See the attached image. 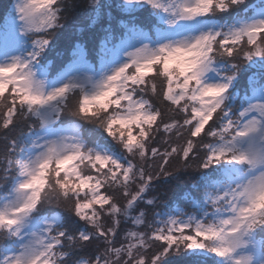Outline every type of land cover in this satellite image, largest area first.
Here are the masks:
<instances>
[{
    "label": "snow or ice",
    "instance_id": "6c2138e0",
    "mask_svg": "<svg viewBox=\"0 0 264 264\" xmlns=\"http://www.w3.org/2000/svg\"><path fill=\"white\" fill-rule=\"evenodd\" d=\"M0 20V264H264V0Z\"/></svg>",
    "mask_w": 264,
    "mask_h": 264
},
{
    "label": "trees",
    "instance_id": "16d2710c",
    "mask_svg": "<svg viewBox=\"0 0 264 264\" xmlns=\"http://www.w3.org/2000/svg\"><path fill=\"white\" fill-rule=\"evenodd\" d=\"M80 2L84 3L85 0H83V2H82V0H80ZM101 2L102 3L106 2V0H101ZM108 2L115 3V2H118V0H110V1L108 0ZM8 4H9V0H0V18H2V16L4 15V10H5V8L7 7ZM113 15H115V12H113ZM80 18H81V24L79 26H83V25L88 24L87 18H84L83 15L77 17L75 20L70 22L69 27L66 30L69 34H71L73 28L76 27L73 24L76 23L77 20L80 19ZM0 22H2V20H0ZM186 179H187V176L185 175L184 180H186ZM184 180L180 181L178 184H174L173 185V191L168 192L166 199H168V200L175 199L176 197H178L181 194V192H183L185 189H187L189 187V185L186 184L184 182Z\"/></svg>",
    "mask_w": 264,
    "mask_h": 264
},
{
    "label": "rangeland",
    "instance_id": "374dc122",
    "mask_svg": "<svg viewBox=\"0 0 264 264\" xmlns=\"http://www.w3.org/2000/svg\"><path fill=\"white\" fill-rule=\"evenodd\" d=\"M109 1H110V0H109ZM82 2H83V0H82ZM84 18H86V17L84 16ZM80 24H81V18L78 19L77 22L74 23L73 25H75V26H79Z\"/></svg>",
    "mask_w": 264,
    "mask_h": 264
}]
</instances>
